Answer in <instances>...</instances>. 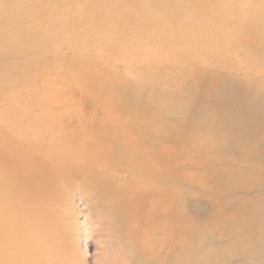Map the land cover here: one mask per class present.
Segmentation results:
<instances>
[{
  "label": "rangeland",
  "instance_id": "374dc122",
  "mask_svg": "<svg viewBox=\"0 0 264 264\" xmlns=\"http://www.w3.org/2000/svg\"><path fill=\"white\" fill-rule=\"evenodd\" d=\"M36 1L27 0L24 4L25 6L19 9L28 7V9L42 15L41 19L44 21L41 22V29L49 39L44 40L43 43L45 44L42 46L44 49L39 51V48L36 46L40 41L34 44L20 42L18 46L21 45L24 50L18 57H8L9 59H5L4 55L0 56L1 65L20 63L26 74L32 77L31 95L33 94L34 98L37 96L43 103L35 107L33 106L29 110L30 115L38 116L41 113H49L56 117L58 125L63 124L65 126L64 130L72 133H76L79 129L81 130V121L83 120L86 123L83 127H92L94 125L93 122L103 118V114L109 109L110 105L108 106V102L110 101L112 106V103L115 104L113 96L117 92V82L115 85L113 81H110V78L112 79L115 75H119V66L122 64L114 60V58L110 61L99 59L102 65L105 66L106 71L103 72L97 68L95 69L97 71L94 72V69L86 70L83 62L91 60L96 54L105 56L108 53L117 54L119 52L118 54H122L121 57L133 62L131 67L127 66L123 70H120V74L126 80L131 81V85H138V80L140 81V78L135 76L133 67L138 65L137 71L146 74L147 71L144 72V68L142 67L145 65L144 62H146V66L144 67L151 69L152 75L148 77L147 83L143 86L144 91L141 90L146 102L153 101L154 98L163 103L167 102L163 106H168L170 102L172 106L179 108L185 107V104L188 102L190 104L186 106L189 109L191 108L190 115L193 117H197V111L202 113L210 109L213 110V108L217 112L228 111L229 114L235 111L244 112L245 120H248L247 128L249 127L250 130L246 131L245 134L240 131L223 133L219 149H213L209 146L205 150L201 149V151L199 148L192 154L186 152L194 145L204 142L208 137V133L197 132L188 138L187 144L180 154L182 156L172 159L166 165L178 178L176 181L166 182L167 190L172 191L174 196L177 195L176 197L181 199L179 208H176L177 210L174 208L175 210L172 211L168 208V206L172 207V203L175 201L170 194H168L166 200L161 204V206L167 207V211L164 214L155 210L154 197L153 199L151 197L147 200H141L137 204L131 203L130 207L135 206V208H140L139 210L142 212L148 211V214L150 212L149 219L145 224L147 229H144L149 230L147 232H149L154 244L146 261L142 260L133 249L129 250V242L118 232L124 225L117 224L113 226L111 224L112 216L109 215L105 202L99 200V198L91 197L90 194L76 187L69 192H64V195L61 194L62 197L59 196L56 205L53 203L47 204L48 206L43 205L46 207V210L43 211L44 215L41 216L44 220H47L46 218L53 220L52 230H58L56 233L60 234L62 245L65 244L63 249L66 256L69 255L70 264H264V242H261L258 236L259 232H264V64L257 62L256 58H254L255 55H258L256 53L262 51L264 48L260 50L261 46L258 45L254 47L256 51L249 52L243 43L244 41H242V37L247 38L250 36L248 38H255L253 41H256V34L252 36L242 34L239 27L234 25V22L230 25L231 28L233 27L231 34L229 23L227 22L246 17L253 6L262 5L264 0H259L260 2L258 0H214L209 3L205 2L207 0H191V2L190 0H177L180 3L177 5L180 6H184L187 3L185 7L190 6L188 8L189 11L183 12V16L180 13L177 16L179 17L178 19L172 10L167 9L163 11L164 13H161L163 16L160 14L162 17L156 16V19L150 24H146L140 20L144 16L143 13L138 12V7L136 10V6H138V4L136 5L137 2L119 0L120 3H124L123 6H126V11L119 12L118 23L105 24L102 22L111 13L108 11V6H103L95 11L97 16L93 15L91 18L93 20H88L92 24L89 22V27H85L84 30H79L78 32L71 31L73 21L65 19V16L68 13L70 14L73 11L72 9L76 10L77 8L84 15L89 13L90 10L85 4L88 1L91 2V0H87V3H85V0H75V2H73L74 0ZM67 1L69 4L66 3ZM196 1L199 2L198 5L202 4L198 6L199 8L196 7ZM150 2H153L152 4L154 5L151 11L155 13L154 11H157V8H155L157 0H150ZM163 2L164 0H158V5ZM190 3L194 5L191 7ZM242 3H245V5ZM213 4L214 6H212ZM61 9L63 11L65 9V11L63 12ZM127 9H130V12ZM262 9L263 11H261ZM144 10L146 11L147 9ZM232 10L234 14L231 12ZM258 11L261 12L260 16H264V7ZM258 11H253L255 15L257 14V17H259L260 13ZM192 12L194 13L192 14ZM236 12L237 15L239 14L237 18ZM23 13V16L27 17L25 12ZM103 13L105 14L103 15ZM230 14L235 15V17L230 16ZM137 15L139 16L135 19ZM166 15L169 17L167 18ZM207 15L209 16L207 17ZM200 18L205 19L208 24L200 22ZM95 22L97 25H95ZM193 22L196 23L193 24ZM222 22L223 25L218 28V34L217 32L213 33L215 25ZM254 24L256 25V23ZM67 25L69 26L67 27ZM178 25L181 29H179ZM184 25L186 26L184 27ZM192 29L193 31L196 30L193 32ZM54 31L56 35L52 34ZM205 31L207 33H203ZM93 32L97 33L93 34ZM235 32L239 33L235 34ZM189 34L197 35V39L196 37L191 38V36L188 38ZM118 37H121V39L117 40ZM156 37L157 39H155ZM59 38L60 40H58ZM76 38L78 40H75ZM57 40L60 41L57 43L58 49L55 46ZM61 40H63V43H61ZM84 40L87 41L84 42ZM52 42L55 43V45L53 44L55 47L51 46ZM81 42L85 43L87 47L85 45L81 46L83 45ZM88 42L93 45L92 48L88 46ZM80 43L81 45H79ZM254 43L252 44V48L256 46ZM107 44L108 46H106ZM119 44H122V46ZM145 45L147 49L144 48ZM162 45L163 47H161ZM79 47H82L84 51L78 49ZM147 50L150 51L149 54H147ZM96 51L98 53L95 54ZM105 52L107 53L104 54ZM88 53L89 55H87ZM137 54L140 56L139 58ZM150 54L153 59L148 56ZM136 58L138 62H136ZM157 58L160 62L163 61H161L162 58H166V60L164 59L166 62L163 61L161 64H164L160 65L158 60H155ZM139 59L141 60L139 61ZM174 59H177L175 63ZM57 60L64 61L57 63ZM186 62L188 63L186 64ZM72 63L75 65L73 66ZM114 64L116 65L113 66ZM114 67L117 68L115 69ZM170 67L171 69H168ZM85 74H90L91 76H85ZM100 75L104 76V78ZM118 75L115 77H118ZM160 76L163 77L161 78ZM162 79L163 81L167 80L163 82ZM86 80L88 81L86 82ZM120 80L117 81L121 82ZM176 84L180 86L177 89ZM21 85L9 90L5 98H18L17 96H20ZM121 85L119 86L120 88L124 84ZM7 87L8 82L1 79L0 91ZM180 93L182 94L180 95ZM5 98L0 100L2 102V104L0 102V110L6 106ZM31 100V98H24L18 101L30 102ZM180 101L182 102L181 104ZM191 103L193 104L191 105ZM197 118L202 119L201 116ZM255 118L260 120H256ZM92 119L94 120L93 122ZM196 120L198 121V119ZM162 142L166 144L167 152H170L175 147V142L171 140L164 139ZM246 172H250V175H246ZM115 175L118 182L125 183L126 180L128 181V175L124 171H120ZM127 200L129 199L127 198ZM172 213L177 214L178 217L174 218V214L172 215ZM124 215L127 216V214ZM192 228H195V230ZM70 255L73 257H70Z\"/></svg>",
  "mask_w": 264,
  "mask_h": 264
},
{
  "label": "bare ground",
  "instance_id": "6f19581e",
  "mask_svg": "<svg viewBox=\"0 0 264 264\" xmlns=\"http://www.w3.org/2000/svg\"><path fill=\"white\" fill-rule=\"evenodd\" d=\"M26 1L27 0H0V56L4 55L3 57L5 59L6 58L9 59L11 57L15 58L16 56L18 57L20 53L23 52L24 48L21 45L18 46V43L20 42L34 44L35 42L40 41L36 45L40 51L44 49L42 47L43 44H45L43 43L44 40L48 39L46 34L43 33L44 31L42 32V29H41L42 27L41 22L44 21L41 19L42 15H40V13H36L35 11L28 9V7L22 8L21 10L19 9L20 7L25 6L24 4ZM61 1H65V0H61ZM85 1H86L85 3H87V0ZM132 1H134L135 3L137 2L136 5L138 4V6H136V10L138 7L139 9L138 12L140 11L141 13H143V16H144L140 20L146 24H150L154 19H156V16H161L162 15L161 13H164L163 11L167 9L172 10L175 17H177L180 13L182 14L183 12L185 13L189 11L188 8L190 7V6L185 7L187 3L184 6L177 5V4H180L177 2V0H169V1L164 0L162 4L158 5V0H157L156 4L154 3L156 5L155 8H157V11H154L155 13H153L151 10H153L152 6L154 5L152 4L153 2H150V0H132ZM213 1L214 0H207L205 2L209 3ZM73 2H75V0ZM258 2L260 1L258 0ZM66 3H68V1ZM66 3L64 4L67 5ZM196 3H197L196 7L202 5V4L198 5L199 2L197 1ZM123 4L120 3L119 0H91V2L88 1V3L85 4V6L90 10L89 11V13L91 12L90 14L86 13L84 15L75 6L77 9L76 10L72 9L73 11L71 13L73 15L71 13L70 14L68 13L65 16V19L69 21H73V23L71 24L72 25L71 31L74 30L78 32L79 30H84L85 27H89L90 24H92L91 21H88V20H90L93 15L97 16L95 11L99 9V7L101 8L103 6H108V8L111 9L112 11L108 9V11H110L111 13L108 14L109 16H106L105 20L102 22H104L105 24H115V23H118L119 21V12H123L125 10L126 6H123ZM242 4L245 5V3H242ZM193 5L191 4V7ZM212 6H214V4ZM263 7H264V2H262V5L253 6L251 10H249V12L247 13L246 17H241V18L239 17L240 18L239 20L227 21L229 23L230 31L233 28V27L231 28L230 25L231 23L234 22V25L239 27V30L240 32H242V34H247L251 36L253 34H256L255 35V37L257 36L256 41H253V39L255 38L253 39L248 38L250 36L247 37L248 39L242 37L243 39L242 41H244L243 43L249 52L251 51L253 52L255 50L254 47H257L258 45L261 46L260 50L264 48V16H260L261 12L258 11L259 9ZM144 9H147V10L145 11ZM127 10L129 11L130 9H127ZM254 10L260 12L259 17H257V14L256 15L254 14L255 12L253 13ZM261 11H263V9ZM23 12H25L27 17L23 16L24 14ZM194 12H192V14ZM231 12L233 13V10ZM104 14L105 13H103V15ZM239 14L237 15V12H236V18L237 16H239ZM139 15H137L135 19H137ZM231 15L232 14H230V16ZM208 16L209 15H207V17ZM232 16L235 17V15H232ZM177 18L179 19V17ZM205 21H206L205 19L200 18V22H203V24L207 25L208 22L207 21L205 22ZM215 22H218V21H215ZM195 23L196 22H193V24ZM254 23H256V25ZM95 25H97L96 22H95ZM222 25H223V22L221 24H216L215 25L216 27L213 33L217 32L219 30L218 28L222 27ZM258 25H260V27H258ZM68 26L69 25H67V27ZM185 26L186 25H184V27ZM179 29H181L180 26H179ZM68 30L67 32H69ZM100 30L102 31V29ZM88 31H91V30H88ZM121 31H118V32H121ZM232 31L230 32L231 34H232ZM73 32H70V33H73ZM178 32H180V30H178ZM200 32L202 33V31ZM94 33H97V32H93V34ZM203 33H207V31ZM236 33L237 32H235V34ZM52 34L56 35L55 31ZM98 35H97V38H98ZM190 36L191 38L196 37L197 39V35L189 34L188 38H190ZM106 37H107V34H106ZM108 37L110 38V36ZM67 38H65L66 41H68ZM71 38H72V35H71ZM119 39H121V37L117 38V40ZM155 39H157V37ZM244 39H247V40H244ZM58 40H60V38ZM58 40L57 42L54 41L56 45L55 43L52 42L51 46L57 47V43L60 42ZM63 40H61L62 41L61 43H63ZM75 40H78V39L76 38ZM86 41L84 40V42ZM253 42H255L254 44L256 46H253L252 48ZM81 43L79 45H81ZM91 43L94 44L93 42ZM53 44L55 46H53ZM84 45L85 47H87L85 43L81 46H84ZM88 46L92 48L93 45L89 44ZM106 46H108V44ZM120 46H122V44ZM161 47H163V45ZM144 48L147 49L146 45ZM78 49L84 51L82 47L81 48L79 47ZM166 49L167 48L165 47V50ZM120 51H123V50H120ZM147 51H148L147 54H149L150 51L149 50ZM178 51L180 50L178 49ZM96 53L98 52L96 51L95 54ZM106 53L107 52H105L104 54ZM118 53L117 54L108 53L105 56L96 54L91 60L83 62L85 66L84 68H86V70L94 69L93 70L94 72L97 71V70L95 71V69L97 68L101 69V71L103 72L106 71L105 66L102 65L99 59L110 61L111 59L113 60L114 58V60L118 61L122 65L119 66L120 67L119 69L120 77L118 74H117L118 77H115L117 75H115L114 73L115 76L112 77V79L110 78V81H113L115 85L117 82V85H116L117 92L113 96V99L115 100L113 101L115 102V104L112 103L113 104L112 106L110 104V101L109 102L107 101L109 103L108 106L109 105L110 106H109V109H107L105 113L103 114L105 117L103 116V118H101L98 121L96 120V122H93L94 120L92 119V122L94 124L92 125V127H83L86 125V123L84 122V120L81 121L82 122L81 130L79 129L76 133L65 131L64 130L65 126L63 124L58 125L56 122V117L49 113H46V112L41 113L38 116L30 115L29 110H31L33 106L35 107L43 103L40 101V99L37 98V96H35L34 98L33 94L31 95L30 88L33 83L32 77L26 74L25 70H23V67H21L20 63H15V64L7 63L5 65L0 64V80L3 79L8 82V87L0 91V100L6 97V94L8 93L9 90H12L15 86H18V85L20 86V84H22L20 88V96H17L19 99L18 98L14 99L13 97L5 98L6 106L2 108V110H0V264H70V258L68 257L69 255L66 256V254L64 253L63 246H65V244L63 243L64 245H62V242L60 241V236H59L60 234L56 233V231L58 230H55V231L52 230L53 220L50 218H46L47 220H44L42 216L44 215L43 211L46 210V207H44L43 205H47V204L49 205L51 203L56 205V203L58 202L59 196H61V194H63L66 191L69 192L75 189L76 187L84 190L85 192L90 194L91 197L99 198V200L105 202L107 209L109 211V215L112 216L111 224L113 226L117 224L124 225L121 229L118 230V232L125 240L129 242L128 244L130 248L129 250L133 249V251L137 253L141 257L142 260L146 261L151 251V248L154 244L152 238L150 237L149 232H147L149 230L144 229L146 228L145 224L147 223L149 219L150 212L148 214V211L142 212L139 210L140 208L139 209L135 208V206L130 207L131 203L137 204V202H141V200H147L148 198H151V197L153 199L154 197V202L156 204L155 210L157 212H160L161 214H164L167 211L166 210L167 207L166 206L163 207L161 206V204L164 202V200H166L168 194H170L171 196H173L175 203L173 202L172 203L173 206L172 207L168 206V208H170L172 211L175 210L176 208H179L181 199H179V197H176L177 195L174 196V193L172 191L167 190V183H166L172 180L176 181L178 180V178H176V174H173L172 171L169 170V167L168 166L166 167V165H167V162L169 164V162L172 159L182 156L180 154L184 150L185 145L187 144L188 138L192 136L193 134H196L197 132L208 133V137L207 139L204 140V142H202L201 144L194 145L188 152H186V153L192 154L194 153V151H196L199 148L201 151V149L205 150L209 146L212 147L213 149H219V147H221L220 143L222 142V139H223V136H222L223 133L226 134V133H229L230 131H240L243 134H245L246 131H250L249 127L247 128L248 120H245V115L243 114L244 112H237L234 110L235 112H232L229 114L228 111L227 112H217V110H214L215 108H213V110L210 109L209 111L202 112V113H199L197 111L196 113L199 114V115L196 114L197 117L199 116L202 117V119H200V118L193 117L192 115H190L191 108L189 109V107L186 106L190 104L188 102L185 104V107H181V108L177 106L176 107L172 106L170 102L168 103V106L167 105L163 106L167 102L163 103L159 101L158 99H154V98H153V101L146 102L143 98V92L141 90L144 91L143 86L145 85V83H147L148 77L152 75L151 69L144 67L146 66V62H144L145 65L142 66L144 69L140 66L144 70V72L147 71L146 74H142L140 71L139 72L137 71L138 65L133 67L135 76L140 78V81L138 80L139 82L138 85H131V81L126 80L120 74L121 72L120 70H123L127 66L131 67L132 66L131 64L133 62L129 61V59L127 58L121 57L122 54H118ZM256 54L258 55H255V52H254V55H255L254 58H256V61L264 64L263 63L264 62V49L262 51L257 52ZM87 55H89V53ZM203 55L205 54L203 53ZM148 56L151 57V54ZM137 57L139 58L140 56H138L137 54ZM151 58L153 59V57ZM56 59H64V58H56ZM164 59L166 60V58ZM164 59L162 58L161 61L163 60L164 62H166ZM140 60L141 59H139V61ZM155 60H158L160 65L164 64V63L161 64L163 61L160 62L158 58ZM176 60L174 59V63ZM62 61L64 60H57L56 62L59 63ZM136 62H138V60ZM187 63L188 62H186V64ZM74 65L75 64H73V66ZM115 65L116 64H114L113 66ZM72 67L70 68L72 69ZM168 69H171V67ZM84 72L86 73V71ZM77 73L80 74V72L78 71ZM86 75H90V74H85V76ZM109 75L111 76V74ZM82 76H83V73H82ZM102 77L104 78V76ZM160 77L162 78L163 76H160ZM117 80H120L121 82ZM87 81L88 80H86V82ZM121 83L124 84V85L122 84L123 85L122 88L119 87ZM178 86L176 84V89L178 88ZM181 94L182 93H180V95ZM24 98L25 99L31 98L32 100L30 102L18 101L20 99L23 100ZM181 103L182 102L180 101V104ZM192 104L193 103H191V105ZM196 119H198V121ZM87 120L89 119L87 118ZM256 120H260V119H256ZM258 129L260 130V128ZM164 139L175 142V147H173L170 150V152H167L166 150L167 146L165 143L162 142ZM120 171H124L128 175V181L126 180L125 183H121L116 180L115 174H118ZM249 173L250 172H246L245 174L250 175ZM127 198L129 200H127ZM175 213H172V215L174 214L173 217L177 218L178 216ZM124 214H127V216H125ZM192 229L195 230V228H192ZM258 236L261 242H264V232H259ZM70 257H73V256L70 255Z\"/></svg>",
  "mask_w": 264,
  "mask_h": 264
}]
</instances>
